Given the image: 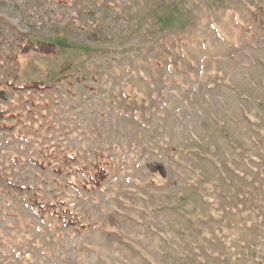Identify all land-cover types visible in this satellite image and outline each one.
Instances as JSON below:
<instances>
[{"label": "rangeland", "instance_id": "rangeland-1", "mask_svg": "<svg viewBox=\"0 0 264 264\" xmlns=\"http://www.w3.org/2000/svg\"><path fill=\"white\" fill-rule=\"evenodd\" d=\"M263 4L0 0V264H264Z\"/></svg>", "mask_w": 264, "mask_h": 264}, {"label": "trees", "instance_id": "trees-1", "mask_svg": "<svg viewBox=\"0 0 264 264\" xmlns=\"http://www.w3.org/2000/svg\"><path fill=\"white\" fill-rule=\"evenodd\" d=\"M251 19L256 22L260 27H264V4L258 5L255 9H253L250 12ZM20 47H19V53L22 55H26L29 53L34 54H41V55H53L55 53V45L52 42L48 41H42V40H29L26 39L23 35L20 36ZM15 89L18 90H34V91H44L48 90L52 87L49 83H43L38 81H29L25 82L22 86H13ZM0 99H5V96L0 91ZM6 111L3 109H0V119L4 121L6 118ZM2 127H5L4 123L1 124ZM8 127V126H6ZM68 159H73L71 156H67ZM91 170L89 172H86V166L80 165L76 168V171L79 173H85L86 178L81 184L82 187H84L86 190L96 189L101 186V184L108 178V168L105 165L104 162H96L91 163ZM71 183V182H70ZM73 186H76L75 183H71ZM54 206L53 203L47 204L43 201H35V208L36 211H43L47 212L50 207ZM53 214L57 217H61L60 213H62V216L66 217L69 215V218L65 220L66 225L73 224V215L72 213L67 210L66 208H60V210L54 209L52 211ZM72 219V220H71Z\"/></svg>", "mask_w": 264, "mask_h": 264}]
</instances>
